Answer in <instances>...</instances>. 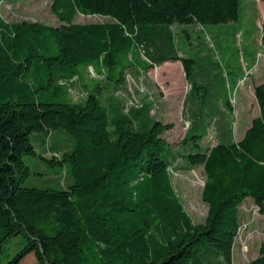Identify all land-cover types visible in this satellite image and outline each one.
<instances>
[{
  "label": "trees",
  "instance_id": "obj_1",
  "mask_svg": "<svg viewBox=\"0 0 264 264\" xmlns=\"http://www.w3.org/2000/svg\"><path fill=\"white\" fill-rule=\"evenodd\" d=\"M51 1L59 25L0 17V264H19L30 252L36 264H232L243 200L264 214V80L253 87L259 112L242 137L220 121L218 140L204 149L206 108L185 104V95L183 154L163 136L172 122L150 117V104L123 112L103 96L167 60L181 62L190 90L200 86L194 68L209 62L188 53L193 27L236 19L239 0ZM78 12L112 20L75 22ZM75 83L85 92L79 101L37 98ZM224 106L231 109L230 100ZM55 130L63 131L60 147L48 141L54 152L42 157L67 161L69 174L59 186L24 185L23 155L37 154L32 137ZM178 157L203 168L202 221L173 186ZM248 264H264V241Z\"/></svg>",
  "mask_w": 264,
  "mask_h": 264
},
{
  "label": "rangeland",
  "instance_id": "obj_2",
  "mask_svg": "<svg viewBox=\"0 0 264 264\" xmlns=\"http://www.w3.org/2000/svg\"><path fill=\"white\" fill-rule=\"evenodd\" d=\"M51 4V0H1L0 17L7 22L42 21L59 25L61 21L53 14ZM111 20L109 16L80 12L74 18L75 22ZM263 24V0H239L236 19L206 23L202 26L195 24L193 27L196 37L192 38L193 44L190 43L192 46L188 53L193 54L198 63L209 62L205 66L197 64L194 68L200 86L190 90L179 65L166 63L154 66L139 76H127L126 84L120 90L113 93L104 92L103 99L106 103L120 106L123 112L145 103L150 104L148 111L150 117L172 122L173 126L164 131L163 136L175 152L183 154L189 150L188 146L181 142L189 126L186 115L181 112L185 95V104H203L206 108L203 121L209 125L206 136L200 141L203 149L218 140L216 124L220 121L232 124L233 137L239 139L252 117L259 112L253 87L260 82L262 76L264 78V46L260 41ZM212 44L214 47L210 46ZM180 46L182 47V44ZM201 48L206 53H200ZM87 72L84 70V77L87 76ZM90 78L95 79L93 75H90ZM84 82H89V79H84ZM79 84L75 83L76 87L69 88L68 92L60 85L57 93L40 90L36 95L41 100L64 99L76 102L85 95ZM198 92L200 95L196 100L194 97ZM227 100L232 104L231 109L224 106ZM214 104L218 105V111L211 110ZM186 111L190 112L189 108ZM61 132L63 131L55 130L45 140L32 137L37 154L23 155L30 170L24 179V185L59 186L61 178L69 174L70 166L67 161L60 165L50 163L42 157V155L49 157L54 152L49 143L60 147L58 133ZM175 163L178 167L171 171L175 191L192 218L195 221H202L207 213V205L201 198L205 179L203 168L199 164L188 166L186 160L181 157H178ZM241 205L239 210L243 213L240 215L239 233L232 248V264H248L249 260L257 256L260 244L264 241V214L259 212L252 199L245 198ZM19 264H36V258L30 252Z\"/></svg>",
  "mask_w": 264,
  "mask_h": 264
},
{
  "label": "crops",
  "instance_id": "obj_3",
  "mask_svg": "<svg viewBox=\"0 0 264 264\" xmlns=\"http://www.w3.org/2000/svg\"><path fill=\"white\" fill-rule=\"evenodd\" d=\"M166 63H177V64L179 65L181 71H183V75H184V80H185V82L188 84V82H187V80H186V77H185V74H184L183 67H182L181 63H180L178 60H175V61L167 60V61H164L162 64H160V65H158V66L165 65ZM262 77H263V76H262ZM262 77H261L260 81L264 80V78H262ZM241 97H243V93H241ZM240 101H241V103L243 104V99H242V98H241ZM247 198L250 199L249 197H247ZM241 213H243V212H240V215H241ZM251 226H252V224H251Z\"/></svg>",
  "mask_w": 264,
  "mask_h": 264
},
{
  "label": "built area",
  "instance_id": "obj_4",
  "mask_svg": "<svg viewBox=\"0 0 264 264\" xmlns=\"http://www.w3.org/2000/svg\"><path fill=\"white\" fill-rule=\"evenodd\" d=\"M89 71L91 72V75H95L91 68H89Z\"/></svg>",
  "mask_w": 264,
  "mask_h": 264
}]
</instances>
